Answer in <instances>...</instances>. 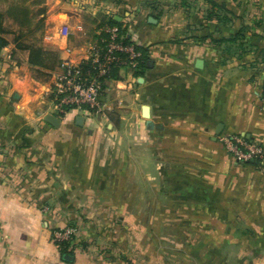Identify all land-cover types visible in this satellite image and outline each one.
Masks as SVG:
<instances>
[{"label": "crops", "instance_id": "crops-1", "mask_svg": "<svg viewBox=\"0 0 264 264\" xmlns=\"http://www.w3.org/2000/svg\"><path fill=\"white\" fill-rule=\"evenodd\" d=\"M10 3L0 0V264H264V160L238 161L224 142L264 146V0H42L34 34ZM95 15L121 22L147 64L105 81V113L62 115L54 74L64 57L85 60ZM241 28L245 54L221 42ZM68 226L84 244L63 253L54 232Z\"/></svg>", "mask_w": 264, "mask_h": 264}, {"label": "built area", "instance_id": "built-area-1", "mask_svg": "<svg viewBox=\"0 0 264 264\" xmlns=\"http://www.w3.org/2000/svg\"><path fill=\"white\" fill-rule=\"evenodd\" d=\"M84 30L83 26H77ZM70 32L66 27L65 35ZM106 33L95 40L89 49L88 55L82 62H76L70 55L64 57L54 74V81L50 89L52 105L62 115L77 112L88 117H94L107 111L103 91L105 81L111 77L115 67L138 65L141 53L134 44H124L121 41L119 26L101 27L99 32ZM69 53L70 49L67 50ZM2 59V58H1ZM4 61L13 62L11 55L3 57ZM264 105V93L262 95ZM228 151L235 159L242 162L250 160H264V146L256 142H247L239 136L224 138ZM76 231L75 227L68 226L54 232L55 240L70 239Z\"/></svg>", "mask_w": 264, "mask_h": 264}, {"label": "trees", "instance_id": "trees-1", "mask_svg": "<svg viewBox=\"0 0 264 264\" xmlns=\"http://www.w3.org/2000/svg\"><path fill=\"white\" fill-rule=\"evenodd\" d=\"M28 0H11L10 6L7 10V16L13 19V21L18 24L21 28H26L29 34H34L40 29L43 28L44 23H45V13H46V8L45 6H41L42 0H32L30 4H27ZM214 7H217L218 10V19L223 21V22H228L229 20V15L231 12L225 7V6H220L216 4L215 2L213 3ZM222 11V13H221ZM3 17L4 14L0 13V50L2 49L3 46H5L8 43V40L6 37L3 35V33L6 31L5 28L3 27ZM107 25L110 26H119L120 28V34L122 35V29H121V22L117 21L113 16H103L101 17L100 21L98 22L99 27H105ZM101 36H106V33L103 32ZM98 37V36H97ZM21 37H18L17 39H20ZM121 41L124 44H133L130 39L126 37H121ZM221 42L225 44H229V46L232 48V45L238 50H241V52L248 53L249 50H252V45L247 42L244 36V28H241V30L236 33L235 35L224 38L221 40ZM21 42H17V46L20 47ZM135 45V44H134ZM136 50H139L141 53V57L139 58L138 65L139 66H146L147 62L145 59V52L146 49L142 46L135 45ZM43 48L38 47H32L31 48V55H30V62L31 63H41L40 58L43 56ZM240 52V55L243 53ZM49 60H56V56L54 53L49 52ZM118 71V67H115L112 71L111 77L115 76ZM264 93V92H263ZM248 162H256L258 165L263 164V160H250ZM74 227V226H73ZM57 244L59 245L61 251L63 253H67L71 250L74 249V247L78 245H83L84 241L81 242L80 240V235L78 232V229L73 233L70 239L67 240H57Z\"/></svg>", "mask_w": 264, "mask_h": 264}, {"label": "rangeland", "instance_id": "rangeland-1", "mask_svg": "<svg viewBox=\"0 0 264 264\" xmlns=\"http://www.w3.org/2000/svg\"><path fill=\"white\" fill-rule=\"evenodd\" d=\"M97 15H95L93 18L92 17H89L88 19H87V21H88V26H90L91 27V32H93V33H95V30L96 31H99L98 30V28H99V26H98V22L100 21V19H101V17H96ZM99 16V15H98ZM89 33H90V31H89ZM92 34V33H91ZM100 33H97V36L98 37H95L94 38V41L95 40H97V38H99L100 37ZM178 264V263H177Z\"/></svg>", "mask_w": 264, "mask_h": 264}, {"label": "water", "instance_id": "water-1", "mask_svg": "<svg viewBox=\"0 0 264 264\" xmlns=\"http://www.w3.org/2000/svg\"><path fill=\"white\" fill-rule=\"evenodd\" d=\"M152 19H153V18H152ZM201 63H202L201 60L198 61V64H199V65H200ZM13 98H17V93H14V94H13ZM146 110H147V108H146ZM46 119H47L49 122H51V123H53V124H55V125H58V123H59V119H58L56 116L52 115V114H48L47 117H46ZM81 119H82V117H80V119L78 120V122H80Z\"/></svg>", "mask_w": 264, "mask_h": 264}]
</instances>
